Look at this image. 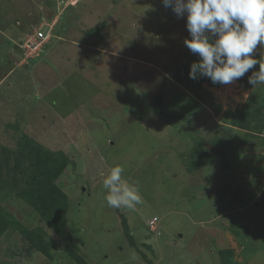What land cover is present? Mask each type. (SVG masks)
<instances>
[{
  "label": "rangeland",
  "instance_id": "obj_1",
  "mask_svg": "<svg viewBox=\"0 0 264 264\" xmlns=\"http://www.w3.org/2000/svg\"><path fill=\"white\" fill-rule=\"evenodd\" d=\"M53 20L44 53L21 65ZM185 39L186 15L162 0H0V213L13 217L0 264H77L66 245L86 264H264V85L248 83L259 65L249 86L202 83L214 112L170 74L196 58ZM239 108L243 127L230 122ZM204 144L211 156L192 149ZM118 164L141 190L132 210L105 200ZM48 180L65 194L58 231L19 197ZM35 227L48 256L23 238Z\"/></svg>",
  "mask_w": 264,
  "mask_h": 264
},
{
  "label": "clouds",
  "instance_id": "obj_2",
  "mask_svg": "<svg viewBox=\"0 0 264 264\" xmlns=\"http://www.w3.org/2000/svg\"><path fill=\"white\" fill-rule=\"evenodd\" d=\"M162 3L178 18L186 15L190 39L184 43L200 58L190 66V79L199 75L213 84L229 85L258 64L259 70L248 77V83L253 88L264 85V54L260 59L253 55L258 45L264 47V0H162ZM124 171L119 164L111 167L103 177L102 187L108 207L132 210L142 203L141 190L138 183L130 184L123 179ZM153 218L158 234L157 216L145 222L149 228Z\"/></svg>",
  "mask_w": 264,
  "mask_h": 264
},
{
  "label": "trees",
  "instance_id": "obj_3",
  "mask_svg": "<svg viewBox=\"0 0 264 264\" xmlns=\"http://www.w3.org/2000/svg\"><path fill=\"white\" fill-rule=\"evenodd\" d=\"M50 20L51 18H48L47 21H50ZM47 29H48V26L44 25L42 29H39V30L42 33H45ZM57 29H58L57 24L54 23L51 33L53 32V34H55L54 32ZM54 37L55 35L52 38ZM41 53H44V52L42 51ZM19 55L21 54L19 53ZM39 57L41 56L39 55L38 57H34L32 59L36 60ZM199 59H200L199 56L196 55V58L190 61V65L185 67L186 69L189 67L185 73L179 76H176L175 71H172V73L170 72V74L175 75L176 79H179V82L188 91L193 93L195 97L201 99L203 103L207 105H211L213 101L212 96L203 87L202 83L207 82L211 86H218L220 84H213L209 78L204 77V76H199V75H198V78L195 80L189 78V71H190L191 64L193 62H197ZM239 82L244 86H249L248 83L245 82L242 78L239 79ZM211 109L214 112H217L216 107L212 106ZM245 118H246V115L244 114L243 108H239L232 112V118L230 122L232 125L243 127L245 125L244 124ZM192 149L197 151L200 155H203V156L210 155L211 156V153L208 152V147L206 146V144L199 146V147H193ZM214 157L215 156H213L212 158ZM60 166L61 165L56 161L55 162L51 161L50 163H48V168L52 170L59 169ZM19 197L32 208L35 214L39 217L40 221L46 223L48 226L52 227L54 230H57V231L61 230V226H63V220L60 217V214L63 215V213L65 212L64 210L65 201H62V198L65 197V194L62 190L58 188V186L54 182L49 181V180L42 181V185L39 187L28 188V189H25L24 191L19 192ZM120 216H121V226H122L123 233L125 234L127 239L132 241L133 235L129 231L130 227L126 220L127 218L125 217V215H120ZM12 219L13 217H11L8 214L6 215L4 213H0V236L9 231L8 228L11 226ZM145 226L147 228L148 233L150 234L154 233L153 231H150V229L147 227L146 222H145ZM26 233L27 234L24 235L23 238L27 242V244L30 247H33L35 250L39 251L40 253H43L44 255L48 256L49 254L48 242L44 237V233L38 227L37 228L35 227L32 229L30 228L29 231H27ZM155 235H158V234H155ZM66 250H67L68 256L70 258H73L77 262V264H86V261L80 257V255L77 253V251L73 247H71L70 245H66ZM225 253H226V250H220L221 255H224ZM222 258L224 260V257Z\"/></svg>",
  "mask_w": 264,
  "mask_h": 264
},
{
  "label": "built area",
  "instance_id": "obj_4",
  "mask_svg": "<svg viewBox=\"0 0 264 264\" xmlns=\"http://www.w3.org/2000/svg\"><path fill=\"white\" fill-rule=\"evenodd\" d=\"M55 22H56L55 20L49 23L47 22L45 25L48 26V29L45 33H42L40 30H36L31 36H29L28 39H26L25 43L22 44V48L24 49V54H22L21 57L24 62H27V59L33 57L32 56L33 52L35 53L34 57H38L41 54L44 46L46 45V43L49 41L51 37V30ZM34 45L36 48L32 49V46ZM25 52H26V56H25ZM149 228L152 231L156 230L154 218L149 221Z\"/></svg>",
  "mask_w": 264,
  "mask_h": 264
}]
</instances>
